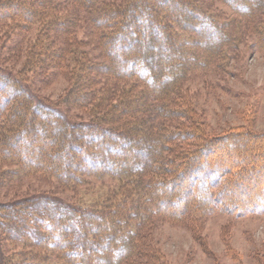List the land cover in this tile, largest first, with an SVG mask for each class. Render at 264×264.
<instances>
[{"label":"trees","instance_id":"trees-1","mask_svg":"<svg viewBox=\"0 0 264 264\" xmlns=\"http://www.w3.org/2000/svg\"><path fill=\"white\" fill-rule=\"evenodd\" d=\"M0 27L12 54V37L34 34L23 69L0 66V186L20 175L64 190L118 181L90 207L47 194L1 204L0 264H132L147 254L141 229L159 220L264 211V133L210 136L183 88L222 68L248 33L264 47V0H0ZM51 49L76 98L64 105L84 120L27 87V69L58 71L37 56Z\"/></svg>","mask_w":264,"mask_h":264},{"label":"rangeland","instance_id":"rangeland-1","mask_svg":"<svg viewBox=\"0 0 264 264\" xmlns=\"http://www.w3.org/2000/svg\"><path fill=\"white\" fill-rule=\"evenodd\" d=\"M4 29L0 27V66L16 72L23 69L34 34L33 31H25L24 35L12 37L11 41L17 42L15 53L12 54L13 49L3 48L6 41ZM255 39L248 33L236 49L227 51L222 68L194 75L184 83L185 97L195 108L199 127L210 136H219L240 127L248 134L264 133V47H258ZM56 49H51L44 56H37L59 68L61 60L65 58ZM41 62V70H47V64ZM27 72L23 76H26L27 87L36 99L65 109L64 113L73 120L86 119L85 111L82 113L73 105L69 108L64 105L65 101L75 103L76 98L69 91L71 77L63 69H49L48 72L44 71L43 76L38 71L36 74V70L27 69ZM49 72H52L51 76H47ZM33 74H36L35 77ZM101 84L105 85V82ZM116 97L109 100L117 102ZM113 145L116 147L120 144ZM232 145L227 143L219 146L216 154L224 148L230 150ZM140 157L138 161L142 162L144 157ZM5 167L0 165V170ZM117 184V180L107 175L89 176L81 185L64 190L56 181L43 176L20 175L0 186V205L47 194L74 205L90 207L98 198L103 199ZM205 211L203 215L187 217L180 223L159 220L148 229H141L138 239L147 254L145 258L143 254L137 256L132 264H149L150 252H157L165 264H264V211L242 215L218 210Z\"/></svg>","mask_w":264,"mask_h":264}]
</instances>
